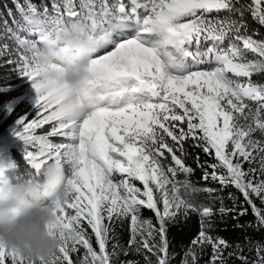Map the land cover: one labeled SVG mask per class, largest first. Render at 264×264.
<instances>
[{"label": "snow or ice", "instance_id": "obj_1", "mask_svg": "<svg viewBox=\"0 0 264 264\" xmlns=\"http://www.w3.org/2000/svg\"><path fill=\"white\" fill-rule=\"evenodd\" d=\"M12 3L11 24L0 14V70L35 92L13 135L29 172L55 162L68 179L49 226L56 253L32 260L0 244V264H172L169 231L193 217L179 264H264V239L246 236L250 260L216 224L264 232V0ZM72 22L96 49L74 85L40 63L65 51Z\"/></svg>", "mask_w": 264, "mask_h": 264}, {"label": "clouds", "instance_id": "obj_2", "mask_svg": "<svg viewBox=\"0 0 264 264\" xmlns=\"http://www.w3.org/2000/svg\"><path fill=\"white\" fill-rule=\"evenodd\" d=\"M84 27L76 22L68 24L61 36L65 50L52 48L40 56V63L58 64L59 77L68 84H76L85 75L95 47L82 38ZM13 172L9 178L5 173ZM67 175L64 167L55 162L42 166L38 174L18 173L14 161L0 163V244L32 260L50 257L60 241L50 234L54 223L53 208L66 196Z\"/></svg>", "mask_w": 264, "mask_h": 264}, {"label": "trees", "instance_id": "obj_3", "mask_svg": "<svg viewBox=\"0 0 264 264\" xmlns=\"http://www.w3.org/2000/svg\"><path fill=\"white\" fill-rule=\"evenodd\" d=\"M12 8L15 11L12 0H0V14L3 18H8L9 23L11 24V18L6 17V7ZM253 27H259L253 23ZM261 32H264V29H260ZM29 89L30 83L27 82L24 78L19 77L11 73L10 70L4 69L0 70V145H3L5 152L8 155V162L14 161L17 166L18 173L22 174L26 171H29V165L24 157V145L19 141L14 135L13 131L16 127V120L19 115H28L33 113V104L29 100ZM13 109L12 113L9 114V109ZM30 118H34L31 116ZM48 130V126H45L44 129H38L37 134H43ZM53 140L57 138H52ZM1 147V146H0ZM32 150V149H30ZM188 163H192L190 159ZM193 167L195 165L193 164ZM9 178L13 176L12 171L5 173ZM200 172L197 171L194 180L198 179ZM234 191V189H230ZM226 195V193H225ZM230 204L229 201H226ZM145 215H149L145 213ZM242 221H251L253 219L251 212L243 218ZM217 232L218 234L224 236L230 242H238L244 246V254L249 257L250 260L255 259V252H249L246 242V236H250L253 241H259L264 239V232L253 231L252 229H247V231H241L234 227V221L231 219H226L221 221L217 219ZM90 231V229H89ZM197 231V219L193 217L186 225L173 227L168 234V238L171 243V249L176 253L172 259V263H177L181 259L180 253L188 244L189 240ZM118 234L121 235L122 242L127 239V230L125 228H117ZM140 259V257H135ZM121 260L125 257L121 256ZM207 260V255H205L201 260L200 264H205ZM229 264H241L237 259H230Z\"/></svg>", "mask_w": 264, "mask_h": 264}, {"label": "rangeland", "instance_id": "obj_4", "mask_svg": "<svg viewBox=\"0 0 264 264\" xmlns=\"http://www.w3.org/2000/svg\"><path fill=\"white\" fill-rule=\"evenodd\" d=\"M34 98H35V92L34 89L31 88L30 85V89H29V100L30 102L34 105ZM4 144H1L0 146V163H7L8 162V155L5 152V149L3 148ZM180 261V260H179ZM179 261L175 264H179ZM174 264V263H172Z\"/></svg>", "mask_w": 264, "mask_h": 264}]
</instances>
